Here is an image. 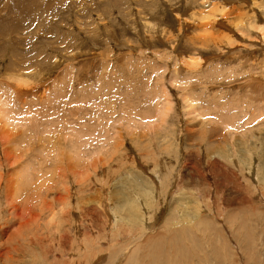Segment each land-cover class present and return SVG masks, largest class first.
I'll use <instances>...</instances> for the list:
<instances>
[{"label": "rangeland", "instance_id": "1", "mask_svg": "<svg viewBox=\"0 0 264 264\" xmlns=\"http://www.w3.org/2000/svg\"><path fill=\"white\" fill-rule=\"evenodd\" d=\"M6 1L0 264H264V0Z\"/></svg>", "mask_w": 264, "mask_h": 264}, {"label": "bare ground", "instance_id": "2", "mask_svg": "<svg viewBox=\"0 0 264 264\" xmlns=\"http://www.w3.org/2000/svg\"><path fill=\"white\" fill-rule=\"evenodd\" d=\"M8 1V0H7ZM6 1V2H7ZM14 0H12L11 1V3L10 4H8L7 6H12V2H13ZM27 1V3L25 4V6H30V7H32V8H34V6H35V2H36V6H37V4H38V2L39 1H37V0H35V2H34V0H26ZM10 2V1H9ZM7 4V3H6ZM5 4V5H6ZM24 6V7H25ZM4 8V7H3ZM6 8V7H5ZM12 10H14L13 8H12ZM11 10V11H12ZM23 11V10H22ZM12 13H14V11L12 12ZM224 14V13H223ZM223 14H222V16H223ZM21 15H23V14H21ZM24 16V15H23ZM21 17V16H20ZM22 19V18H21ZM21 21V20H20ZM23 21H24V19H23ZM4 22V21H3ZM24 23H26V21L24 22ZM18 24H20V26H18L19 28H23V27H25V25H22L21 23H18ZM237 26V25H236ZM244 26V25H243ZM235 30H236V27H235ZM252 31V30H251ZM257 31V30H256ZM259 32V31H258ZM261 32H262V30H261ZM203 34V33H202ZM258 34V33H257ZM262 34V33H261ZM264 36V35H263ZM242 37V36H241ZM243 42V41H242ZM217 43V42H216ZM247 49V48H246ZM248 50V49H247ZM190 57V56H189ZM192 58V57H191ZM198 59V58H197ZM200 60V59H199ZM187 64V63H186ZM189 64V63H188ZM191 64V63H190ZM189 66V65H188ZM192 67H193V69H192ZM191 67V69H192V71L194 72V70L195 69H197L198 68V66H195V64H194V66H192ZM186 69V68H185ZM188 72H190V71H188ZM198 72H199V68H198ZM173 79V78H172ZM168 85V84H167ZM13 86V88H14V95H15V97L16 98H19V97H22L23 96V94H24V92H30L31 90H30V88H32V86H29V84H25V85H12ZM30 87V88H29ZM11 89V88H10ZM33 91V90H32ZM160 92H161V95H163V97L166 95V92H165V90H164V88H162V89H160ZM168 92V91H167ZM9 96H7V98H8ZM6 98V97H5ZM0 103H1V106L3 105V107H4V110H5V113H9L10 112V110H8L9 108H10V106H9V104H8V102L6 101V100H1L0 99ZM191 106H193V105H191ZM198 106V105H197ZM263 106V105H262ZM193 108V107H192ZM195 108V107H194ZM164 109H165V107H164ZM164 109H163V111H164ZM12 110V109H11ZM196 111L197 110H195L194 112L196 113ZM198 111H199V109H198ZM193 112V111H192ZM261 114H259L258 115V117H261L263 114H264V111L263 110H261ZM2 113V118L4 119H6V121H7V123L8 122H11V115L10 114H5L4 112H1ZM161 114H162V111L160 112ZM198 114H199V112H197ZM198 114H197V116H198ZM10 117H9V116ZM200 115V114H199ZM1 117V116H0ZM200 117V116H199ZM18 120V119H17ZM214 121V120H213ZM17 122V121H16ZM17 125V124H16ZM8 126H9V123H8ZM21 130V129H20ZM24 132V131H23ZM193 133V132H192ZM153 218V217H152ZM150 223V222H149ZM133 226H134V224H133ZM135 228V227H134ZM133 229V228H132ZM127 231H125V233H126ZM127 234V233H126ZM130 234H131V230H130ZM128 236V235H127ZM156 236H158V235H156ZM128 238V237H127ZM152 238H153V236H152ZM34 239V238H33ZM157 239H158V237H157ZM17 241H21V240H18V239H16ZM22 240H24V239H22ZM26 240V239H25ZM24 240V241H25ZM31 240V239H30ZM29 240V241H30ZM34 241V240H33ZM65 241V240H64ZM16 243V242H15ZM19 242H17L16 243V245L18 244ZM30 243V242H29ZM33 243H35V242H33ZM37 243H38V241H37ZM40 243V242H39ZM20 245V244H19ZM33 245V244H32ZM31 245V246H32ZM36 245V244H35ZM41 245V244H40ZM186 245V244H185ZM18 246V245H17ZM21 246V245H20ZM24 246V245H23ZM37 246V245H36ZM86 246V245H85ZM122 246V245H121ZM195 246V245H194ZM22 247V246H21ZM20 247V248H21ZM41 247H42V245H41ZM123 247V246H122ZM198 247V246H197ZM162 248V247H161ZM171 248V247H170ZM188 249L190 248H192V245H190L189 247H187ZM195 248V247H194ZM169 249V248H168ZM45 250V249H44ZM47 250V249H46ZM196 250V249H195ZM42 251V250H41ZM51 251V250H50ZM191 251V250H190ZM193 251V250H192ZM78 252V251H77ZM45 253V252H44ZM145 253V252H144ZM150 253V252H149ZM168 253H169V251H168ZM187 253H188V250H187ZM41 254V253H40ZM50 254V253H49ZM48 255V254H47ZM117 255V254H116ZM178 255V254H177ZM182 255V254H181ZM180 255V256H181ZM193 255V254H192ZM196 255H197V252H196ZM45 256V255H44ZM135 256V255H134ZM132 257V256H131ZM138 257V256H137ZM186 257V256H185ZM189 257V256H188ZM193 257H194V255H193ZM50 258H51V256H50ZM117 258V257H116ZM139 258V257H138ZM137 258V259H138ZM189 258H191V256L189 257ZM47 259H48V256H47ZM181 259H182V257H181ZM186 259V258H185ZM192 259V258H191ZM46 260V259H45ZM49 260V259H48ZM55 260V259H54ZM53 260V261H54ZM131 260H133L132 258H130V261ZM157 260V259H156ZM189 260V259H188ZM56 261V260H55ZM146 261V260H145ZM144 261V262H145ZM155 261V260H154ZM165 261V260H164ZM187 261V260H186ZM58 262H59V260H58ZM58 262H55V263H58ZM115 262V261H114ZM140 262V261H139ZM148 262V261H147ZM172 262H173V260H172ZM189 262V261H188ZM53 263V262H52ZM128 263V262H127ZM151 263V262H150ZM157 263V262H156ZM162 264L163 263V261L162 262H159V264ZM128 264H130V263H128ZM158 264V263H157ZM174 264V263H173ZM189 264H191V263H189Z\"/></svg>", "mask_w": 264, "mask_h": 264}]
</instances>
